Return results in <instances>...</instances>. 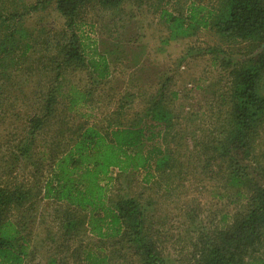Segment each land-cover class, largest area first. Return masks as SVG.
Returning <instances> with one entry per match:
<instances>
[{"label": "trees", "instance_id": "1", "mask_svg": "<svg viewBox=\"0 0 264 264\" xmlns=\"http://www.w3.org/2000/svg\"><path fill=\"white\" fill-rule=\"evenodd\" d=\"M127 1L36 0L23 13L10 18L20 20L55 4L69 28L90 7L113 11ZM217 2L212 8L193 3L185 18H172L183 33L203 28L218 36L223 46L206 48L203 54L214 56L212 65L227 74L229 81L227 90L219 95L223 107L216 117V127L197 141L196 156L222 186L223 193L218 197L229 200L230 220L203 243L196 261L245 264L248 258L247 264H264V258L258 257L264 245V0ZM168 16L171 20L172 15ZM9 42L10 57L0 55V95L5 86L2 78L10 82L7 71L18 68L19 55L34 48L33 44L24 45L21 37L9 38ZM69 44L71 49L64 53L65 47L60 46L58 54L63 58L56 65L57 73L41 104H36L38 100L29 106L30 113H19L17 102L22 100L24 105L29 100L19 93V97L9 99L3 111L12 123L18 120L20 124L21 116H27L26 126L16 127L19 138L15 143L11 147L10 142L3 143L9 159L7 155V168L2 169L0 177V264H28L31 225L27 227L24 222L39 200L64 207L58 224L65 251L69 250V242H78L81 235L101 244L94 241L74 249L71 254L76 264H115L120 259L126 261V254L132 255V264H165L141 197L110 195L104 182L110 179L112 169L122 174L142 171L144 183L169 191L183 168L174 153L162 149L163 141L170 134L175 138L182 124L169 106L176 93L148 101L144 109L132 113L135 118L127 121L122 114L124 103L133 102L135 97L124 94L123 103L108 117L104 129L83 122L67 127L71 115L73 120L81 119L83 113L79 110L90 101L89 92L70 84L66 90L59 72L65 62L81 59L74 41ZM3 48L0 40V54ZM234 54L242 58H230ZM98 62L92 59L88 67L102 79L108 75L107 67L98 68ZM15 84L10 82L18 90L20 86ZM61 100L64 107L58 111ZM46 134L48 137H43ZM20 169L26 172V179L17 176ZM4 176L9 180L5 181ZM12 213L14 218L10 217ZM50 262L55 264L57 259L50 257Z\"/></svg>", "mask_w": 264, "mask_h": 264}, {"label": "rangeland", "instance_id": "2", "mask_svg": "<svg viewBox=\"0 0 264 264\" xmlns=\"http://www.w3.org/2000/svg\"><path fill=\"white\" fill-rule=\"evenodd\" d=\"M35 2L0 0V40L4 44L0 55H9V38L12 37H21L24 45H34L33 50L19 55L18 68L7 71L10 82L20 86L18 90L2 78L5 86L0 95V177H3L2 169L7 168L4 141L10 142L8 146L11 147L19 138L16 127L26 126L27 115L21 116L20 124L18 120L12 123L3 115L9 99L23 94L29 100L23 105L19 98L17 108L19 113L24 110L30 113L29 106L39 100L38 104L53 82L56 65L63 58L58 54L60 46L65 47L64 53L71 49L70 41H74V47L81 51V59L65 62L59 72L65 80L66 90L70 84L89 92L90 101L80 108L81 119L73 120L71 115L67 127L83 122L104 129L108 117L113 116L115 109L123 103L124 94L131 93L135 97L133 102L124 103L122 114L127 121L130 117L135 118L132 113L144 109L148 101L176 93L169 106L173 107L180 120L178 123L182 124L177 127L175 138L170 134L167 141H163L162 149L174 153L182 161L183 168L180 167V175L172 181L169 191L144 183L142 171L122 174L112 169L110 179L104 183L110 195L141 197L148 225L150 222L165 264H197L203 243L213 238L215 230L230 220L229 200L218 197L223 193L222 186L211 178L212 172L196 156L197 141L216 127V117L223 107L219 95L227 90L229 81L227 74L212 65L214 56L203 54L206 48L223 46L218 36L203 28L183 33L172 18H185L193 3L212 8L217 6V0H128L113 11L90 7L82 11L69 28L55 4L31 12L20 20L10 18L23 13ZM168 14L172 15L171 20ZM242 47L243 44L241 51ZM230 58L242 57L234 54ZM92 59L99 61L98 68L107 67L106 77L96 78L97 71L94 74L88 67V61ZM63 107L61 100L57 110L61 111ZM18 175L20 179L22 175L26 179L22 169ZM3 179L9 180L6 176ZM64 212L63 206L39 200L36 209L28 214L24 222L27 227L31 225L28 264H51L50 257L57 259L55 264H76L72 251L95 241L81 235L78 242H69V250L65 251L64 243L59 239L58 224ZM14 215L12 213L10 217L14 218ZM258 257L264 258V245ZM125 260L115 261V264H132V255L126 254ZM247 261L248 258L245 264Z\"/></svg>", "mask_w": 264, "mask_h": 264}]
</instances>
